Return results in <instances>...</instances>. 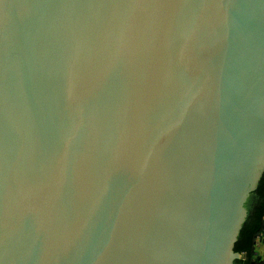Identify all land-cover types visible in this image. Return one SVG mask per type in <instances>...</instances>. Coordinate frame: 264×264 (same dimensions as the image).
<instances>
[{
  "label": "water",
  "instance_id": "water-1",
  "mask_svg": "<svg viewBox=\"0 0 264 264\" xmlns=\"http://www.w3.org/2000/svg\"><path fill=\"white\" fill-rule=\"evenodd\" d=\"M263 173L264 0H0V264H235Z\"/></svg>",
  "mask_w": 264,
  "mask_h": 264
},
{
  "label": "trees",
  "instance_id": "trees-1",
  "mask_svg": "<svg viewBox=\"0 0 264 264\" xmlns=\"http://www.w3.org/2000/svg\"><path fill=\"white\" fill-rule=\"evenodd\" d=\"M246 209L248 216L235 247V251L242 254V258L235 264H264L256 256L257 239L264 230V173L248 199Z\"/></svg>",
  "mask_w": 264,
  "mask_h": 264
},
{
  "label": "crops",
  "instance_id": "crops-1",
  "mask_svg": "<svg viewBox=\"0 0 264 264\" xmlns=\"http://www.w3.org/2000/svg\"><path fill=\"white\" fill-rule=\"evenodd\" d=\"M256 256L259 258L262 262H264V230L260 234V237L257 241L256 246Z\"/></svg>",
  "mask_w": 264,
  "mask_h": 264
},
{
  "label": "built area",
  "instance_id": "built-area-1",
  "mask_svg": "<svg viewBox=\"0 0 264 264\" xmlns=\"http://www.w3.org/2000/svg\"><path fill=\"white\" fill-rule=\"evenodd\" d=\"M258 239H259V237H258ZM258 239H257V241H258Z\"/></svg>",
  "mask_w": 264,
  "mask_h": 264
}]
</instances>
